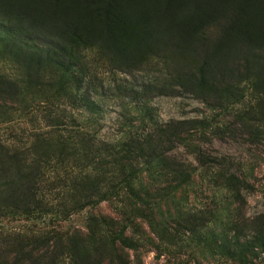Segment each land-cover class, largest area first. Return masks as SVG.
<instances>
[{
  "label": "trees",
  "instance_id": "1",
  "mask_svg": "<svg viewBox=\"0 0 264 264\" xmlns=\"http://www.w3.org/2000/svg\"><path fill=\"white\" fill-rule=\"evenodd\" d=\"M109 74L134 79L115 139ZM231 115L264 140V0H0V264H264L256 187L213 151Z\"/></svg>",
  "mask_w": 264,
  "mask_h": 264
},
{
  "label": "rangeland",
  "instance_id": "2",
  "mask_svg": "<svg viewBox=\"0 0 264 264\" xmlns=\"http://www.w3.org/2000/svg\"><path fill=\"white\" fill-rule=\"evenodd\" d=\"M100 80L98 95V114L97 119L98 135L105 139H115L120 133V126L126 121L124 116L127 112L134 111L133 104L130 103L131 95L119 93L116 86L125 81L132 82L134 79L130 76L104 75ZM114 85L116 88H112ZM132 104V105H131ZM152 106L157 108L158 114L162 120L170 118L193 117L200 113L202 104L194 99H181L177 97L157 96L152 99ZM85 114L89 112L85 109ZM228 122V129L224 134L215 138L212 142L213 151L218 154L227 155L232 159L231 168L238 173L247 175L256 189L249 197L247 212L250 215H256L264 210V140L261 136L254 135L251 129L242 125L234 115L225 119ZM7 137L4 127H0V140ZM176 157L183 160H194V156L185 148L179 146L173 153ZM193 204H197L196 199H192ZM155 251L148 252L144 259L145 264H159L164 260V256L157 258Z\"/></svg>",
  "mask_w": 264,
  "mask_h": 264
}]
</instances>
